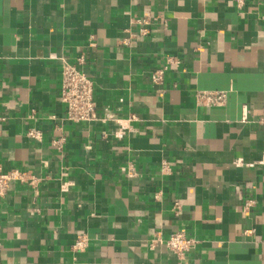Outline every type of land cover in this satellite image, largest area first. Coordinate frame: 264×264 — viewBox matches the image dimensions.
Returning a JSON list of instances; mask_svg holds the SVG:
<instances>
[{"label": "crops", "instance_id": "obj_1", "mask_svg": "<svg viewBox=\"0 0 264 264\" xmlns=\"http://www.w3.org/2000/svg\"><path fill=\"white\" fill-rule=\"evenodd\" d=\"M65 61L99 120H66ZM12 170L0 264H264V0H0ZM177 232L184 258L152 248Z\"/></svg>", "mask_w": 264, "mask_h": 264}, {"label": "built area", "instance_id": "obj_2", "mask_svg": "<svg viewBox=\"0 0 264 264\" xmlns=\"http://www.w3.org/2000/svg\"><path fill=\"white\" fill-rule=\"evenodd\" d=\"M145 30H142L144 32ZM127 41V40H126ZM165 69L157 70L153 73V81L157 84L163 82ZM95 83L86 71L75 64L65 61L62 70V87L61 101L67 108L66 120L72 123L95 122L99 120L97 114V102L95 96ZM210 103H224V95L214 94L207 97ZM33 138H39L37 131L29 132ZM19 170L10 172L0 171V198L6 196L12 188L15 181L22 178ZM180 210L179 203L175 204V211ZM197 240L188 237L182 232L172 234L167 239H163L157 235L152 242V248L159 245H164L167 249L177 255L179 258H184L197 245ZM89 247V238L86 234L77 236L73 244V250L83 252Z\"/></svg>", "mask_w": 264, "mask_h": 264}]
</instances>
